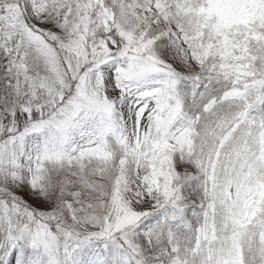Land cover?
<instances>
[{
	"label": "snow or ice",
	"instance_id": "snow-or-ice-1",
	"mask_svg": "<svg viewBox=\"0 0 264 264\" xmlns=\"http://www.w3.org/2000/svg\"><path fill=\"white\" fill-rule=\"evenodd\" d=\"M0 264H264V0H0Z\"/></svg>",
	"mask_w": 264,
	"mask_h": 264
}]
</instances>
